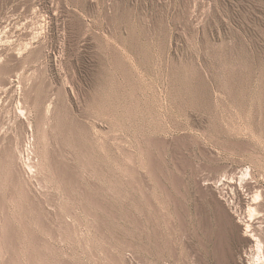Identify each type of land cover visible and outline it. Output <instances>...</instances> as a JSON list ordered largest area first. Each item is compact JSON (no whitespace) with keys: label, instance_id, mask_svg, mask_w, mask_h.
<instances>
[{"label":"rangeland","instance_id":"374dc122","mask_svg":"<svg viewBox=\"0 0 264 264\" xmlns=\"http://www.w3.org/2000/svg\"><path fill=\"white\" fill-rule=\"evenodd\" d=\"M4 42L0 264H264L199 188L264 253V0H0Z\"/></svg>","mask_w":264,"mask_h":264},{"label":"bare ground","instance_id":"6f19581e","mask_svg":"<svg viewBox=\"0 0 264 264\" xmlns=\"http://www.w3.org/2000/svg\"><path fill=\"white\" fill-rule=\"evenodd\" d=\"M35 17V16H34ZM35 20V19H33ZM30 23V22H29ZM36 24V23H35ZM39 24V23H38ZM19 26V25H18ZM32 26V25H31ZM14 27V26H13ZM16 27V26H15ZM30 30V29H29ZM36 30V29H35ZM15 32V31H14ZM18 32V31H17ZM30 32V31H29ZM27 33V32H25ZM8 34V33H7ZM21 34V33H20ZM31 34V33H30ZM33 35V34H32ZM37 40V39H36ZM4 41V40H3ZM6 41V40H5ZM23 41V40H22ZM9 42V41H8ZM8 42H4L3 44L1 43L0 46V59L3 56V54L5 52H9V50H11L9 48V43ZM27 42V41H26ZM30 43V42H29ZM32 45V44H31ZM13 46V45H12ZM21 51V50H20ZM22 53V52H21ZM18 53V52H12L9 53V59L10 60H18L20 57H22V54ZM24 55V54H23ZM34 57V56H33ZM2 60V59H1ZM8 62V61H7ZM6 64V63H5ZM5 67V65H4ZM21 67V66H20ZM14 69V68H13ZM10 71V70H9ZM7 72V71H6ZM14 75V74H13ZM14 79V78H13ZM12 77L11 79L8 81V79H6L5 83L7 82L9 85H11L13 83ZM6 86V85H5ZM16 95V94H15ZM15 97V96H14ZM27 111V110H26ZM29 159V158H28ZM157 165V164H156ZM28 166V165H27ZM30 166V165H29ZM32 171V170H31ZM251 171V170H250ZM246 172V171H245ZM59 174V173H58ZM243 174V173H242ZM176 176V175H175ZM226 177V176H225ZM242 177V176H241ZM227 178V177H226ZM240 179V178H239ZM223 180V179H222ZM235 180V179H233ZM178 181V180H177ZM231 181V180H230ZM225 182L227 183L228 180H225ZM181 183V182H180ZM229 183V182H228ZM227 183V184H228ZM230 184H233L230 183ZM241 185V184H240ZM243 185V184H242ZM231 186V185H230ZM233 186L235 188H237V185L234 183ZM248 186L249 187H253L252 183L248 182ZM232 187V186H231ZM199 188L200 191L202 192H209L211 191V198L212 200L217 204V206L220 209V221L222 223L223 226H225L227 229H230L232 232H235L238 234L239 236V240H241L242 242L246 243L247 245H251L253 247V249H251V253H248V255H258V259L264 258V253H263V246H262V242L259 238H257V234L256 232H254L252 227V224H249L247 226V228H244V225H242L240 223V220L238 221L236 219V216L234 213H232L228 206L226 205V203H224V201L221 199L220 196H218V194L216 193V188H218V185L208 181H200L199 182ZM199 192V191H198ZM249 192V191H248ZM247 195V194H246ZM248 201V200H247ZM249 203V202H248ZM181 204V203H180ZM248 205V204H247ZM255 209V208H254ZM219 217V216H218ZM183 219V218H182ZM258 219V218H257ZM243 222V221H242ZM211 223V222H210ZM245 224V223H244ZM226 238V237H225ZM216 243V242H215ZM225 249V248H224ZM221 250V249H220ZM231 250V249H230ZM232 259L234 260V264H244L246 262V257L245 256H240L237 257L235 255V253H233ZM31 260V259H30ZM228 260V258L225 255H219V261L223 264H225V262ZM7 261V260H6ZM229 261V260H228ZM194 263V262H193ZM252 263V262H251ZM252 264H262V262H255Z\"/></svg>","mask_w":264,"mask_h":264}]
</instances>
